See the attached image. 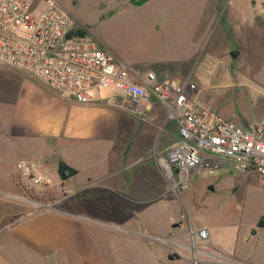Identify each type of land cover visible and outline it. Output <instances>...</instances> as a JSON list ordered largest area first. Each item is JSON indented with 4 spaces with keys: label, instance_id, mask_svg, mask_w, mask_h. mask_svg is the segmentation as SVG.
<instances>
[{
    "label": "crops",
    "instance_id": "1",
    "mask_svg": "<svg viewBox=\"0 0 264 264\" xmlns=\"http://www.w3.org/2000/svg\"><path fill=\"white\" fill-rule=\"evenodd\" d=\"M239 7V70L245 59L251 61V52L256 54L257 91L264 94V0H240ZM167 64L159 62L150 70L160 77L191 75L198 80V75L176 72L173 66L170 70ZM205 95L202 104L211 110ZM124 101L103 90L92 102L78 103L24 71L0 65V195L11 199L0 197V203L10 204L0 217V264H178L183 259L164 244L160 251L152 246L158 239L177 241L184 235L177 231L182 215L167 213L165 203H159L162 181L151 164L154 155L178 139V125L154 98L143 116L123 109ZM29 159L41 163L35 174L50 182L61 162L70 166L76 172L70 178L75 187L45 206L24 202ZM139 181L150 189L159 182V190L139 196ZM93 188L105 207L100 213L79 205L83 197L78 193ZM208 230L207 242L226 251L212 242Z\"/></svg>",
    "mask_w": 264,
    "mask_h": 264
},
{
    "label": "rangeland",
    "instance_id": "2",
    "mask_svg": "<svg viewBox=\"0 0 264 264\" xmlns=\"http://www.w3.org/2000/svg\"><path fill=\"white\" fill-rule=\"evenodd\" d=\"M57 1L77 19L78 26L94 38L99 48L110 51L133 68L146 71L165 62L170 70L173 66L176 72L198 75L197 82L206 91L204 100L219 117L229 118L244 128V124H253L264 115V94L257 91L260 85L256 81V54L251 52V61L245 59L240 70L239 55H231L232 51H240V0ZM176 61L180 64H174ZM104 94L124 99L114 87L105 88ZM25 163L35 169L23 176L27 182L24 202L34 201L45 206L67 196L68 188L75 187L72 179L62 181L57 173L53 182L44 175L46 184L37 185L33 178L41 163L34 159ZM151 164L162 181L164 193L159 203H165L167 213L182 215V225L177 231L184 235L179 240L188 243L190 240L185 234L189 226L194 224L198 228L206 224L212 242L226 249L216 250L209 242L198 240L200 250L213 251L221 257L213 258L212 253L205 252L199 255L198 264H264V228H259L246 240L251 228L264 216V180L253 173L234 172L228 165L215 169L197 167L190 175L188 189L177 196L167 192L154 160ZM140 184L139 196V193L153 194L160 185L157 182L150 189L139 181ZM209 185L213 186V191L208 189ZM94 193V188L78 193L83 197L79 205L100 213L105 207ZM7 208L10 204L0 203V217ZM132 235L143 236L141 233ZM162 244L152 242L158 251L163 249ZM182 256L178 264H188V257Z\"/></svg>",
    "mask_w": 264,
    "mask_h": 264
},
{
    "label": "built area",
    "instance_id": "3",
    "mask_svg": "<svg viewBox=\"0 0 264 264\" xmlns=\"http://www.w3.org/2000/svg\"><path fill=\"white\" fill-rule=\"evenodd\" d=\"M78 29L85 35H67ZM0 65L24 71L32 78L78 103L92 102L107 87H114L126 102L120 106L143 116L151 99L165 106L168 119L178 125V139L153 160L165 179L167 192L177 196L188 189L197 168L230 166L234 172L253 173L264 180V116L249 128L226 120L202 104L205 89L191 75L160 77L153 70H138L99 48L77 19L57 0H0ZM27 174L33 173L27 167ZM37 185L44 178L34 175ZM185 238L158 239L193 264L204 253L197 241H207V227L191 225ZM213 258H221L212 254Z\"/></svg>",
    "mask_w": 264,
    "mask_h": 264
},
{
    "label": "water",
    "instance_id": "4",
    "mask_svg": "<svg viewBox=\"0 0 264 264\" xmlns=\"http://www.w3.org/2000/svg\"><path fill=\"white\" fill-rule=\"evenodd\" d=\"M85 34L78 30V29H72L67 37L71 38L72 36H80L83 37ZM231 55L233 57H237L239 55V51H232ZM76 174L75 170L71 168L70 166L66 165L65 163L61 162L58 166V175L61 178L62 181H66L70 178H72ZM213 186H209V190L213 191ZM258 228H264V216H262L259 221L257 222L256 227L251 229L250 235H255L257 233Z\"/></svg>",
    "mask_w": 264,
    "mask_h": 264
},
{
    "label": "trees",
    "instance_id": "5",
    "mask_svg": "<svg viewBox=\"0 0 264 264\" xmlns=\"http://www.w3.org/2000/svg\"><path fill=\"white\" fill-rule=\"evenodd\" d=\"M145 1H146V0H141V3H142V2H145ZM13 219H14V217L5 220V221L3 222V225L10 223Z\"/></svg>",
    "mask_w": 264,
    "mask_h": 264
},
{
    "label": "flooded vegetation",
    "instance_id": "6",
    "mask_svg": "<svg viewBox=\"0 0 264 264\" xmlns=\"http://www.w3.org/2000/svg\"><path fill=\"white\" fill-rule=\"evenodd\" d=\"M260 218H261V217H260ZM260 218H259V219H260Z\"/></svg>",
    "mask_w": 264,
    "mask_h": 264
}]
</instances>
